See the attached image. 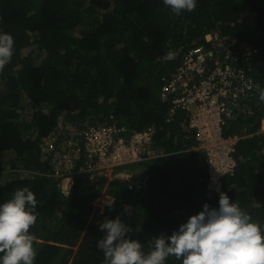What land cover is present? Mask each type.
Masks as SVG:
<instances>
[{
	"label": "trees",
	"instance_id": "1",
	"mask_svg": "<svg viewBox=\"0 0 264 264\" xmlns=\"http://www.w3.org/2000/svg\"><path fill=\"white\" fill-rule=\"evenodd\" d=\"M0 32L14 38L13 55L0 69V202L25 186L34 192V264H104L99 224L117 216L147 253L152 238L170 234L204 203L217 206L219 196L206 194L205 153L189 150L195 133L180 125L185 111L176 113L178 121L166 122L169 105L161 92L191 49L213 47L209 33L244 44L243 53H251L249 75L264 88V0H197L194 10L179 15L163 0H0ZM169 51L176 55L166 61ZM261 88L250 98L259 99ZM253 108L252 116H238L251 124L246 133L264 117V102ZM105 122L129 131L155 126L152 148L158 155L121 166L127 170H118L106 190L114 204L101 210L92 201L104 181L85 184L76 176L65 197L50 151L73 138L75 129ZM241 131L234 120L228 132ZM263 147L262 135L242 140L237 171L224 179L230 201L262 231ZM130 176L141 181L140 188ZM166 264L181 262L169 257Z\"/></svg>",
	"mask_w": 264,
	"mask_h": 264
},
{
	"label": "clouds",
	"instance_id": "2",
	"mask_svg": "<svg viewBox=\"0 0 264 264\" xmlns=\"http://www.w3.org/2000/svg\"><path fill=\"white\" fill-rule=\"evenodd\" d=\"M163 4L172 13L179 15L182 11L191 12L194 10L197 0H163ZM214 34H207L206 40L208 41ZM234 43L236 45L235 50L239 51V65L247 70L246 61L251 56L248 57L246 52L243 53L244 48L240 45L237 46L236 42ZM13 48V36L10 33L0 32V69H3L9 63L13 55ZM175 55L174 52L169 51L163 59L170 61L175 58ZM247 72L251 74L250 69ZM252 78L258 85L257 89L261 88V82L256 79L255 75ZM257 89L255 95L258 93ZM253 97L250 98L249 107L242 115L253 114V107L259 106L260 101L264 102V88L259 90V99ZM112 125L124 126L128 132H131L126 125L105 122L98 127H84L81 132L79 129L74 128L75 133L73 135L75 136L73 138L63 139L58 148L57 146L52 147L50 151L52 154L51 159L58 166L55 175L60 178V188L65 197L71 195L76 176H83L86 179L85 184H94L101 181H104V184H109L111 180L115 179L119 168L129 164L110 168L106 171L107 174L95 178H91L90 174L84 169L87 167L86 137L88 131L91 128L98 130ZM256 130L252 133H246L247 131H241L240 134L231 133L245 136L241 139L242 141L247 137H254L252 135L256 134ZM261 135H264V133ZM52 138L56 139V136L53 135ZM83 140V146L74 147L75 144ZM189 150H192V148ZM261 154L264 156L263 148ZM235 158L238 168L237 153ZM205 161L207 162L206 159ZM29 170L34 174L39 173L35 169ZM235 172L226 174L223 177L222 191L220 192L208 190L207 181L205 188L207 196H219L216 207L204 203L200 211L190 215L170 234H160L152 238L151 250L147 253L143 251V246L139 240L128 236L129 232L132 231V227L122 221L119 216L108 218L100 223L99 231L103 235L97 240V248L103 252L104 264H166V259L169 257H175L181 264H264V231L236 203L230 201V197L224 190V179L233 176ZM129 179L130 182L134 183V187H141L139 179V181H136L133 176H130ZM62 180L65 181L63 186L61 184ZM104 194L109 195L107 201L96 204L101 210L112 206L115 201L113 195ZM99 196L100 194L95 199ZM36 207L35 194L26 186L15 190L9 199L0 202V264H34L36 249L33 245L35 238L29 229L37 220ZM124 212L131 214V206L125 204Z\"/></svg>",
	"mask_w": 264,
	"mask_h": 264
},
{
	"label": "built area",
	"instance_id": "3",
	"mask_svg": "<svg viewBox=\"0 0 264 264\" xmlns=\"http://www.w3.org/2000/svg\"><path fill=\"white\" fill-rule=\"evenodd\" d=\"M208 42L213 47L202 44L185 55L176 73L163 85L161 98L169 105L166 122L178 121L176 113L185 111L186 118L180 125L195 133L192 150L205 153L207 189L220 192L223 177L237 168L235 154L245 137L227 130L247 110L249 98L255 95L258 85L239 65V51L235 50L234 42L217 34ZM88 132L84 169L91 178L105 175L115 166L158 155V149L152 148L155 126L128 132L124 126L112 125L98 130L91 128Z\"/></svg>",
	"mask_w": 264,
	"mask_h": 264
},
{
	"label": "rangeland",
	"instance_id": "4",
	"mask_svg": "<svg viewBox=\"0 0 264 264\" xmlns=\"http://www.w3.org/2000/svg\"><path fill=\"white\" fill-rule=\"evenodd\" d=\"M248 13H249V12H245V14H248ZM241 45H242L243 48L246 49V47H245L244 44H241ZM245 51H247V49H246ZM246 54H247L248 57L251 56V53L246 52ZM39 58H40V57H38L37 59H39ZM0 87H1V83H0ZM192 110H194V108H193ZM26 115H27L26 117L29 118V117H28V113H27ZM180 116H181V114L179 113V114L177 115V117H180ZM250 116H252V114H251V115H248V116H246V117H250ZM243 120H246V119H243ZM260 121H261V126H260L259 129L256 130V134H259V135H256V134H255V135H252V136H254V137H255V136H260L261 134L264 133V117H262ZM237 123H238L240 129H241L243 132H246V131H248V130L251 128V124L249 123V121L241 122V123H240V121L237 119ZM67 128H69V129H71V130L74 129V127L71 126L70 123L67 124ZM262 136H264V135H262ZM247 138H250V137H247ZM6 170H7V171H10V170H12V167L7 168ZM119 170H127V167H121V168H119ZM61 184H62V186H63V185L65 184V181L62 180V181H61ZM107 186H108V184H104V185H103V188H102V191L100 192V196H99L97 199L93 200L92 203L94 204L95 207H97L96 204L98 205V202H99V203H103L104 201H107V198H108L107 196H109V195L104 194V193H106ZM104 190H105V191H104ZM263 222H264V221H263Z\"/></svg>",
	"mask_w": 264,
	"mask_h": 264
}]
</instances>
